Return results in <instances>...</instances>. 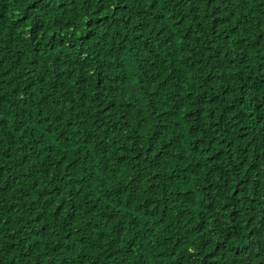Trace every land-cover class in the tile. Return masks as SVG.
I'll return each mask as SVG.
<instances>
[{
    "label": "trees",
    "instance_id": "trees-1",
    "mask_svg": "<svg viewBox=\"0 0 264 264\" xmlns=\"http://www.w3.org/2000/svg\"><path fill=\"white\" fill-rule=\"evenodd\" d=\"M0 264H264V0H0Z\"/></svg>",
    "mask_w": 264,
    "mask_h": 264
}]
</instances>
